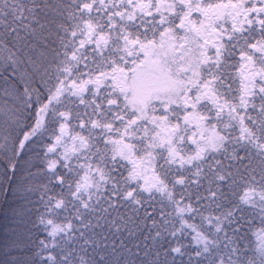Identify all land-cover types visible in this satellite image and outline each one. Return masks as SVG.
Wrapping results in <instances>:
<instances>
[{"label":"snow or ice","instance_id":"snow-or-ice-1","mask_svg":"<svg viewBox=\"0 0 264 264\" xmlns=\"http://www.w3.org/2000/svg\"><path fill=\"white\" fill-rule=\"evenodd\" d=\"M0 264H264V0H0Z\"/></svg>","mask_w":264,"mask_h":264},{"label":"trees","instance_id":"trees-1","mask_svg":"<svg viewBox=\"0 0 264 264\" xmlns=\"http://www.w3.org/2000/svg\"><path fill=\"white\" fill-rule=\"evenodd\" d=\"M2 228H3V216L0 215V235H2Z\"/></svg>","mask_w":264,"mask_h":264}]
</instances>
